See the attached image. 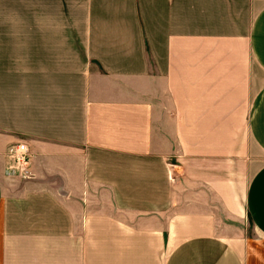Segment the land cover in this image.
I'll return each mask as SVG.
<instances>
[{
    "label": "crops",
    "instance_id": "obj_1",
    "mask_svg": "<svg viewBox=\"0 0 264 264\" xmlns=\"http://www.w3.org/2000/svg\"><path fill=\"white\" fill-rule=\"evenodd\" d=\"M250 224L264 0H0V264H249Z\"/></svg>",
    "mask_w": 264,
    "mask_h": 264
},
{
    "label": "rangeland",
    "instance_id": "obj_2",
    "mask_svg": "<svg viewBox=\"0 0 264 264\" xmlns=\"http://www.w3.org/2000/svg\"><path fill=\"white\" fill-rule=\"evenodd\" d=\"M246 236L249 249V264H254L257 261L258 255L264 253V240L252 229L251 224L246 227Z\"/></svg>",
    "mask_w": 264,
    "mask_h": 264
},
{
    "label": "built area",
    "instance_id": "obj_3",
    "mask_svg": "<svg viewBox=\"0 0 264 264\" xmlns=\"http://www.w3.org/2000/svg\"><path fill=\"white\" fill-rule=\"evenodd\" d=\"M8 153L13 155L20 163H26L29 158V150L24 143H15L8 148Z\"/></svg>",
    "mask_w": 264,
    "mask_h": 264
}]
</instances>
